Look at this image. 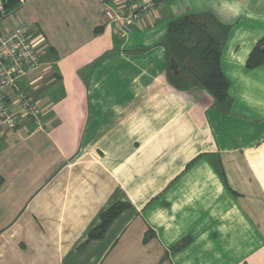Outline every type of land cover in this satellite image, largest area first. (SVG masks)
I'll use <instances>...</instances> for the list:
<instances>
[{"label":"crops","instance_id":"0c3cea01","mask_svg":"<svg viewBox=\"0 0 264 264\" xmlns=\"http://www.w3.org/2000/svg\"><path fill=\"white\" fill-rule=\"evenodd\" d=\"M23 1L1 30L43 50L20 82L43 113L0 141V264H264V0H168L123 30L102 0ZM187 14L230 26L223 104L170 81Z\"/></svg>","mask_w":264,"mask_h":264},{"label":"built area","instance_id":"2783aa9c","mask_svg":"<svg viewBox=\"0 0 264 264\" xmlns=\"http://www.w3.org/2000/svg\"><path fill=\"white\" fill-rule=\"evenodd\" d=\"M106 6L107 21L123 30L132 26L144 13H151L168 0H102ZM23 3V0H19ZM15 11L0 0V141L6 131L16 129L24 119L39 121L43 113L42 102L22 91L24 76L40 66L43 50L38 48L27 28L18 24L7 32L1 22ZM15 96L10 98L8 90Z\"/></svg>","mask_w":264,"mask_h":264},{"label":"trees","instance_id":"16d2710c","mask_svg":"<svg viewBox=\"0 0 264 264\" xmlns=\"http://www.w3.org/2000/svg\"><path fill=\"white\" fill-rule=\"evenodd\" d=\"M4 1L8 9L17 5V0ZM203 16L206 17L201 19L200 16L187 14L170 22L164 40L169 58L174 57L169 45L170 36H176L179 41L189 45H196L189 59L181 63L183 73L175 76L170 71L169 78L172 84L181 89L200 85L211 93L217 103L223 104L229 97L230 81L222 71L221 54L230 26L217 22L210 14ZM262 65H264V38L253 48L246 61V68L255 69ZM127 207V204L117 203L102 213V222L90 233L89 239L102 238L114 219ZM186 244L187 241H182L174 249H180Z\"/></svg>","mask_w":264,"mask_h":264},{"label":"water","instance_id":"95a60500","mask_svg":"<svg viewBox=\"0 0 264 264\" xmlns=\"http://www.w3.org/2000/svg\"><path fill=\"white\" fill-rule=\"evenodd\" d=\"M169 45L173 51V58L169 60V70L173 75L179 76L183 73L181 63L187 61L196 44L189 45L179 41L176 36L169 37Z\"/></svg>","mask_w":264,"mask_h":264},{"label":"rangeland","instance_id":"374dc122","mask_svg":"<svg viewBox=\"0 0 264 264\" xmlns=\"http://www.w3.org/2000/svg\"><path fill=\"white\" fill-rule=\"evenodd\" d=\"M27 93V92H26ZM30 96H32V95H30Z\"/></svg>","mask_w":264,"mask_h":264}]
</instances>
